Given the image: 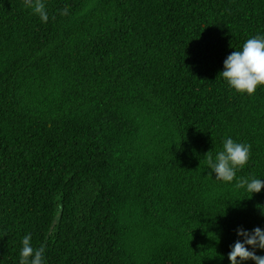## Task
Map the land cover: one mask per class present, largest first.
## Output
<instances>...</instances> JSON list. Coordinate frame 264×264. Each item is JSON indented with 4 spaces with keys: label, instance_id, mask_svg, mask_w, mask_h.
I'll return each instance as SVG.
<instances>
[{
    "label": "trees",
    "instance_id": "16d2710c",
    "mask_svg": "<svg viewBox=\"0 0 264 264\" xmlns=\"http://www.w3.org/2000/svg\"><path fill=\"white\" fill-rule=\"evenodd\" d=\"M31 3L0 0V264L25 235L45 264H228L264 228V189L236 187L264 179V88L219 73L264 0ZM229 137L251 150L224 183L206 161Z\"/></svg>",
    "mask_w": 264,
    "mask_h": 264
},
{
    "label": "clouds",
    "instance_id": "9594fccd",
    "mask_svg": "<svg viewBox=\"0 0 264 264\" xmlns=\"http://www.w3.org/2000/svg\"><path fill=\"white\" fill-rule=\"evenodd\" d=\"M31 6L42 21L47 20L43 0H32ZM219 76L238 95L252 96L258 88H264V34L247 39L239 50H233L223 61ZM250 150L249 144L226 138L214 157L207 156L209 175L216 181L233 182L237 171L247 165ZM236 187L252 197L264 189V179L240 178ZM261 215L264 216V212L261 211ZM235 235L237 239L227 255L228 264H247L249 261L252 264H264V256L256 255L257 251L264 252V228L255 227L248 231L239 227ZM21 243L18 264H45V249L34 248L30 235H25ZM220 259L223 260V257Z\"/></svg>",
    "mask_w": 264,
    "mask_h": 264
}]
</instances>
